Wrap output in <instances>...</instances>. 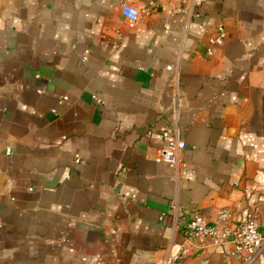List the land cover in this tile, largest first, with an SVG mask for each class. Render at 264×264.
Returning a JSON list of instances; mask_svg holds the SVG:
<instances>
[{
    "label": "crops",
    "instance_id": "0c3cea01",
    "mask_svg": "<svg viewBox=\"0 0 264 264\" xmlns=\"http://www.w3.org/2000/svg\"><path fill=\"white\" fill-rule=\"evenodd\" d=\"M255 209L264 0H0V264H241L186 223Z\"/></svg>",
    "mask_w": 264,
    "mask_h": 264
},
{
    "label": "built area",
    "instance_id": "2783aa9c",
    "mask_svg": "<svg viewBox=\"0 0 264 264\" xmlns=\"http://www.w3.org/2000/svg\"><path fill=\"white\" fill-rule=\"evenodd\" d=\"M203 0H195L200 4ZM121 12L126 18L137 21L141 12L131 5L124 3ZM226 37L224 26L218 28V34L210 40V44H220ZM172 69V66H168ZM169 131L165 132V136ZM184 147V142L176 140L169 142L161 149V157L172 166L178 164V150ZM8 153L11 152L9 148ZM228 210H221L217 214L214 224H209L201 215H196L186 223V232L191 236H207L218 245H227L231 247L233 256L241 264H255L261 253L264 251V233L259 228V210L252 211L247 218L237 226L230 224ZM175 257L171 258V262Z\"/></svg>",
    "mask_w": 264,
    "mask_h": 264
}]
</instances>
